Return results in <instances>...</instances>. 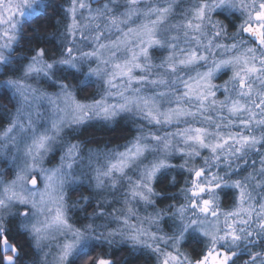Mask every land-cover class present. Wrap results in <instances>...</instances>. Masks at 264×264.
<instances>
[{
  "label": "snow or ice",
  "instance_id": "6c2138e0",
  "mask_svg": "<svg viewBox=\"0 0 264 264\" xmlns=\"http://www.w3.org/2000/svg\"><path fill=\"white\" fill-rule=\"evenodd\" d=\"M145 256L264 264V0H0V264Z\"/></svg>",
  "mask_w": 264,
  "mask_h": 264
},
{
  "label": "trees",
  "instance_id": "16d2710c",
  "mask_svg": "<svg viewBox=\"0 0 264 264\" xmlns=\"http://www.w3.org/2000/svg\"><path fill=\"white\" fill-rule=\"evenodd\" d=\"M59 2H61V0H57V3H59ZM52 31H54V29H52V28L49 27V28L46 29V32L45 33H42V34H48V33L52 32ZM90 134H94L95 135V138L103 143V142H108V141L116 140L117 137H118V135L120 133H119V130H117L116 132H107V131L102 130V129H95ZM117 142H122V141H117ZM195 247H196V245H192L188 249V251L189 252H192ZM137 264H152V261L150 260V258H148L147 256H145V257L139 259L137 261Z\"/></svg>",
  "mask_w": 264,
  "mask_h": 264
}]
</instances>
